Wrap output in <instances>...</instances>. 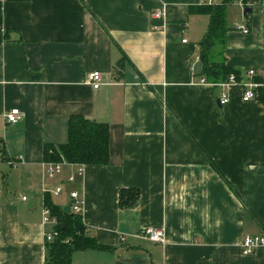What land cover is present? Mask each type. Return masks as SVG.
<instances>
[{"label":"crops","instance_id":"crops-1","mask_svg":"<svg viewBox=\"0 0 264 264\" xmlns=\"http://www.w3.org/2000/svg\"><path fill=\"white\" fill-rule=\"evenodd\" d=\"M226 1L223 60L239 74L227 88L201 83L210 18L191 11ZM243 1L0 0V264H46L45 199L73 213L72 191L88 235L114 248L73 264H264V246H242L264 233V0ZM249 81L257 97L244 102ZM15 108L24 118L8 124ZM72 115L109 125L110 163L48 176L45 146L67 142ZM123 189L139 191L133 207ZM150 227L164 244L140 235Z\"/></svg>","mask_w":264,"mask_h":264},{"label":"trees","instance_id":"trees-1","mask_svg":"<svg viewBox=\"0 0 264 264\" xmlns=\"http://www.w3.org/2000/svg\"><path fill=\"white\" fill-rule=\"evenodd\" d=\"M229 1L223 4H206L191 8L192 12L209 16V27L206 36L200 43V61L202 77L216 86L225 83L231 75L239 80V74L223 60L226 37L230 28L226 21ZM247 15V14H246ZM9 40L7 31L3 29V8L0 3V44ZM122 67V64H119ZM1 152L5 155V149ZM46 162H65L72 165H108L110 163V127L83 115H72L68 123V140L59 146L47 144L44 150ZM139 191L123 189L120 193V206L133 207L139 199ZM51 215L57 219L55 230L58 235L46 244V264H73V254L79 250L114 249L96 243L90 237L81 216L63 211L55 206L50 198L45 199ZM82 224V231L77 232L75 223Z\"/></svg>","mask_w":264,"mask_h":264},{"label":"built area","instance_id":"built-area-1","mask_svg":"<svg viewBox=\"0 0 264 264\" xmlns=\"http://www.w3.org/2000/svg\"><path fill=\"white\" fill-rule=\"evenodd\" d=\"M212 3L213 0H206ZM240 5H244V1L240 0ZM156 17H162V12H157ZM237 30L244 33L249 34L250 29L248 27L244 26H238ZM249 75L253 77L254 72L250 71ZM88 82L91 84L92 88L94 90H98L102 86V75L100 72L95 71L88 74L87 77ZM201 83H207L204 79L201 81ZM239 84V80L236 78L235 75H231L229 77V80L225 83L219 84V86L222 87H228L230 85ZM244 88V94H243V101L248 102L257 97L256 88L258 85L255 82L249 81L246 84L242 85ZM230 101L229 96L226 93H222L220 97V104L226 105ZM24 118V113L18 109H12L10 112L6 114V120L8 124L15 125L19 123ZM15 164V162H13ZM71 165L69 163L65 162H46L45 163V171L48 176H55L59 175L63 172V169L65 166ZM75 177L72 175L68 178V182H74ZM63 191V184L57 186L55 190L53 191V194L55 196L61 195ZM70 197L72 199V210L73 213L76 215L81 216L83 212V201L80 199L79 193L77 191H72L70 193ZM25 200V198H24ZM44 221L45 222H53L55 225H57V219L51 215L50 210L45 207L44 209ZM58 233L56 230L46 234V240L51 241L55 236H57ZM143 238L157 243V244H164L165 243V231L162 228H146L144 229L141 234ZM243 250L246 254L253 253L258 247L264 246V233L260 235H246L243 240Z\"/></svg>","mask_w":264,"mask_h":264},{"label":"water","instance_id":"water-1","mask_svg":"<svg viewBox=\"0 0 264 264\" xmlns=\"http://www.w3.org/2000/svg\"><path fill=\"white\" fill-rule=\"evenodd\" d=\"M248 12L251 13V9H246V10H245V15H246ZM82 227H83V226H82V224H81L80 222L77 221V222L75 223V228H76V231H77V232H81V231H82Z\"/></svg>","mask_w":264,"mask_h":264}]
</instances>
